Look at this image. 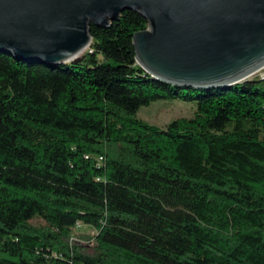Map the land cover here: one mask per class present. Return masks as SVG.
<instances>
[{
    "label": "trees",
    "instance_id": "1",
    "mask_svg": "<svg viewBox=\"0 0 264 264\" xmlns=\"http://www.w3.org/2000/svg\"><path fill=\"white\" fill-rule=\"evenodd\" d=\"M125 10L92 51L44 67L0 53V264H264V79L198 89L135 59ZM193 102L164 129L138 117ZM93 245L71 243L77 224Z\"/></svg>",
    "mask_w": 264,
    "mask_h": 264
},
{
    "label": "water",
    "instance_id": "2",
    "mask_svg": "<svg viewBox=\"0 0 264 264\" xmlns=\"http://www.w3.org/2000/svg\"><path fill=\"white\" fill-rule=\"evenodd\" d=\"M125 10L147 21L132 44L154 79L225 88L264 67V0H0V53L76 65L91 45L89 26L108 27Z\"/></svg>",
    "mask_w": 264,
    "mask_h": 264
},
{
    "label": "rangeland",
    "instance_id": "3",
    "mask_svg": "<svg viewBox=\"0 0 264 264\" xmlns=\"http://www.w3.org/2000/svg\"><path fill=\"white\" fill-rule=\"evenodd\" d=\"M92 43V41H91ZM92 51V48L87 47L83 55ZM264 78V67L259 69L254 75L250 76V80H258ZM264 87V81L261 83ZM195 112L193 102H183L180 100H159L147 107H143L138 112V117L151 124H154L164 129L171 121L177 119H189ZM95 230L91 227L77 224L72 228L70 241L73 244L88 246L93 245L94 241L88 240L95 235Z\"/></svg>",
    "mask_w": 264,
    "mask_h": 264
},
{
    "label": "bare ground",
    "instance_id": "4",
    "mask_svg": "<svg viewBox=\"0 0 264 264\" xmlns=\"http://www.w3.org/2000/svg\"><path fill=\"white\" fill-rule=\"evenodd\" d=\"M83 52H84V51H83ZM258 71H259V70H258ZM255 73H256V72H255ZM255 73H253L252 75H254ZM252 75H251V76H252Z\"/></svg>",
    "mask_w": 264,
    "mask_h": 264
},
{
    "label": "built area",
    "instance_id": "5",
    "mask_svg": "<svg viewBox=\"0 0 264 264\" xmlns=\"http://www.w3.org/2000/svg\"><path fill=\"white\" fill-rule=\"evenodd\" d=\"M262 79H264V78H262Z\"/></svg>",
    "mask_w": 264,
    "mask_h": 264
}]
</instances>
